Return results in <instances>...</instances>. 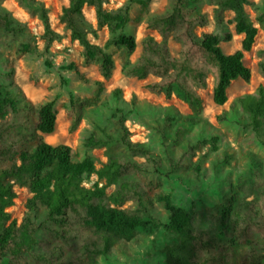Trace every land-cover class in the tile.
I'll use <instances>...</instances> for the list:
<instances>
[{
    "label": "trees",
    "instance_id": "trees-1",
    "mask_svg": "<svg viewBox=\"0 0 264 264\" xmlns=\"http://www.w3.org/2000/svg\"><path fill=\"white\" fill-rule=\"evenodd\" d=\"M0 0V45L15 44L28 53H38L37 37L28 23L16 19ZM31 17H38L44 33L40 36L44 51L60 40L50 22L49 12L40 0H14ZM109 11L111 0H69L62 9L60 22L71 33V40L83 48L86 63H95L103 79H112L115 62L106 50L90 41L97 31L87 20L85 7L93 8L99 29L110 33L108 45L122 47L128 53L136 51L134 37L125 33L131 5ZM213 8L214 30L197 33L210 25L207 14L190 6V0H168L163 13L147 22V29L160 37H146L141 43L138 60L127 67L126 75L138 80L149 77L147 90L166 99L176 97L190 110L200 111L204 105L201 94L214 79L213 102L224 106L228 89L241 79L250 82L252 72L244 63V53L256 43L258 29L247 14L249 0H209ZM233 13L226 20V13ZM264 21V14L261 16ZM244 35L242 48L231 55L223 52L222 41L230 42L233 33ZM180 46L178 56L169 43ZM0 89V264H93L100 254H108L113 240L129 239L148 224L155 201L164 202L170 217L166 230L179 236L176 244L166 248V264H225L237 243L250 246L240 264H261L264 260V163L258 162L248 175L242 177L248 190L236 204L225 201L216 207L215 220L201 226L197 210L172 206L169 198L155 188L150 178L170 177L183 160L169 158L168 166L146 146L133 142L125 122H120L118 139L88 141L92 149H103L116 143L122 155L107 153V161L85 166L75 158V151L67 145L52 146L44 135L52 134L57 123L53 101L36 106L17 87ZM247 115V126L259 137L264 116V86L256 95L238 99ZM88 102L81 98L70 101L66 115L69 133L79 128ZM34 144V147H31ZM95 174L104 185L88 189L83 175ZM29 185L33 197L27 202V216L20 224L11 220L6 209L17 198L15 187ZM113 187L108 195L106 190ZM45 219L38 222L39 214ZM43 231L57 242L51 251L44 250Z\"/></svg>",
    "mask_w": 264,
    "mask_h": 264
},
{
    "label": "rangeland",
    "instance_id": "rangeland-1",
    "mask_svg": "<svg viewBox=\"0 0 264 264\" xmlns=\"http://www.w3.org/2000/svg\"><path fill=\"white\" fill-rule=\"evenodd\" d=\"M49 12L52 28L61 35L48 52L44 51L40 36L44 26L38 17H31L14 0L5 5L21 22L28 23L37 37L38 53L23 51L18 45H0V89L2 91L21 89L36 106L53 101L57 123L52 134L44 135L52 145H67L74 149L75 158L85 166L106 162V154L122 155L116 143L103 149H92L90 140L118 139L121 135L120 122H125L133 142L146 146L158 154L168 166L169 158L183 160L182 166L170 177L150 178L155 188L169 198L172 206L190 210L195 207L201 226L215 220L216 207L225 201L236 204L248 183L242 177L248 175L256 163H264V116L259 137L247 126L248 119L238 99L256 95L259 86H264V0H249L245 10L258 29L256 43L250 52L244 53V63L251 69L250 82L234 81L228 89V101L224 106L213 102L214 79L209 78V87L202 91L204 99L200 111H192L176 97L166 99L163 95L150 93L146 86L155 81L149 77L138 80L126 75L128 66L134 64L141 54V43L148 36L160 37L147 29L150 18L166 10L168 0H138L131 5L129 23L125 33L135 38L136 51L128 53L122 47L108 45L110 33L107 28L99 29L93 8L85 7L87 20L97 31L90 41L103 47L114 62L115 70L111 80L104 83L98 66L88 64L79 42L71 40V33L60 22L62 9L69 0H40ZM129 4L128 0H111L109 11H116ZM190 6L207 14L210 25L198 29L197 33L214 30L213 6L209 0H190ZM233 13H226L231 20ZM233 33L230 42L222 41L223 52L231 55L242 48L244 35L235 32L234 24L229 25ZM171 52L178 56L180 46L169 43ZM81 98L88 102L82 122L76 132L70 134V121L66 115L71 99ZM34 147V144H31ZM104 185L95 174L83 175V186L88 189ZM113 187L106 190L109 195ZM17 198L7 208L11 220L18 224L27 216V202L33 197L29 185L15 187ZM170 211L161 201H155L148 216V224L139 228L129 239L113 240L108 254H100L93 264H166V248L176 244L179 236L166 230ZM44 212L35 219L42 222ZM38 237L44 240V250L51 251L57 242L43 231ZM250 246L237 243L225 264H240ZM261 264H264V260Z\"/></svg>",
    "mask_w": 264,
    "mask_h": 264
}]
</instances>
